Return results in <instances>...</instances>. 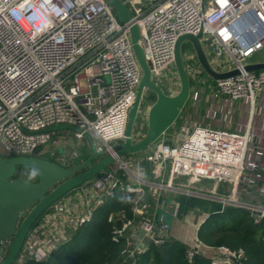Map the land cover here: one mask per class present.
<instances>
[{
  "label": "built area",
  "instance_id": "2783aa9c",
  "mask_svg": "<svg viewBox=\"0 0 264 264\" xmlns=\"http://www.w3.org/2000/svg\"><path fill=\"white\" fill-rule=\"evenodd\" d=\"M120 1L132 15L129 22L118 17L109 0H0V159L36 157L39 152L72 168L81 152L69 156L47 149L58 142L60 132L50 130L58 125L70 126L78 141H99L94 143L97 152L117 158L113 147L127 138L129 114L144 76L132 41L134 26L140 29L139 45L152 82L160 87L168 73L173 75L169 92H164L168 96L181 89L175 51L184 35L200 36L215 71L239 74L211 78L207 117L213 125L195 124L181 143L164 140L144 158L152 166L151 180L145 178L143 160H118L120 168L73 190L39 219L16 264L46 260L119 190L135 194L131 219L125 213L109 218L121 222L114 240L125 239L126 259L136 260L151 245L162 246L171 238L170 226L157 219L159 198L168 194L214 199L224 208L247 209L256 223L264 220V146L254 142L252 130L264 69H246L264 51V0ZM188 62H194L185 67L189 78L197 82L201 68L196 55ZM203 98L193 93L196 105ZM238 109L249 113L242 126L235 121ZM205 180L230 192H194ZM179 210L174 202L175 218ZM196 241L188 252L190 262L204 248L214 253L212 264H243V249ZM9 245L0 242V264Z\"/></svg>",
  "mask_w": 264,
  "mask_h": 264
},
{
  "label": "water",
  "instance_id": "95a60500",
  "mask_svg": "<svg viewBox=\"0 0 264 264\" xmlns=\"http://www.w3.org/2000/svg\"><path fill=\"white\" fill-rule=\"evenodd\" d=\"M118 17L123 22L132 19L130 11L120 0H109ZM132 41L144 76L138 90L137 100L130 111L126 140L114 146L117 158L99 153L92 143L90 157L84 163L73 168L59 165L40 157H7L0 159V242L10 241L9 251L1 264H16L23 246L33 226L57 202L73 190L90 182L102 173H110L112 165L118 160L140 153L155 144L175 124L181 110L187 104L191 88L189 75L182 57L184 44L191 43V50L196 55L203 70L213 79H226L239 74L238 70L220 73L211 66L206 51L200 42V36L184 35L176 46L175 59L179 73L181 89L176 96L166 95L159 86L152 82L151 71L145 55L139 45L140 29H131ZM248 71L264 69L262 64H250ZM145 90L153 92L157 99L148 115V129L140 142H135L133 130L139 114ZM72 129L70 126L58 125L51 131ZM18 167L37 169L38 183L28 179H14Z\"/></svg>",
  "mask_w": 264,
  "mask_h": 264
},
{
  "label": "trees",
  "instance_id": "16d2710c",
  "mask_svg": "<svg viewBox=\"0 0 264 264\" xmlns=\"http://www.w3.org/2000/svg\"><path fill=\"white\" fill-rule=\"evenodd\" d=\"M189 82L191 88L190 78ZM35 156L56 162L50 154L40 155L37 152ZM89 157L88 152H82L71 167L82 164ZM14 179L39 182L34 167H18ZM134 197L133 193L119 190L113 197L105 198L103 205L94 211L92 219L77 228L70 239L54 249L46 260H27L22 264H212V259L202 252L190 262V247L174 237L162 246L151 245L136 260L126 259L123 255L125 239L114 240V230L121 227V222H110L109 218L125 213L126 218L131 219ZM197 238L208 247L226 246L235 251L243 249V264H264V220L256 223L247 209L227 206L210 214L199 226Z\"/></svg>",
  "mask_w": 264,
  "mask_h": 264
},
{
  "label": "rangeland",
  "instance_id": "374dc122",
  "mask_svg": "<svg viewBox=\"0 0 264 264\" xmlns=\"http://www.w3.org/2000/svg\"><path fill=\"white\" fill-rule=\"evenodd\" d=\"M194 55V53L191 50V43L189 41H186L184 44V49L182 53L183 61H184V66L188 69H190L191 64H194V62H188L190 57ZM212 56L209 57V61L212 60ZM255 62H260L264 63V51H261L257 53L253 58L249 60V63H255ZM215 67V65L213 66ZM202 72H204V76H209L201 67ZM176 68H172V72H175ZM202 74V73H201ZM198 76L197 81L198 83V90L200 94V98L202 95H204V90L202 89V75ZM210 77V76H209ZM173 78V75L171 73H168L165 76V81L164 85H161L160 88L163 92L168 93L169 92V87H171V82L170 79ZM207 98V97H206ZM156 95L149 91L145 90L143 100H142V105L139 111V114L137 115V119L135 122L134 130H133V136L135 138L133 139L135 142H140L143 140V138L146 135L147 129H148V115L151 107L154 105L156 102ZM193 92L191 93V97L189 98L187 104L185 107L181 110V113L176 120L175 124L167 131L168 135L172 139L176 138H182L186 136V134H189L193 130V125L199 124V125H206L212 124L213 122L211 119L208 118L209 122L204 121L206 118L207 114V104L206 101L201 100L198 105L195 104V101H193ZM238 105V104H236ZM209 108V104H208ZM212 122V123H210ZM60 135L57 137V143L54 146H51L47 149L49 150H55L57 152H60L62 154L67 152V155H71L72 151H79V152H88V154H91L92 152V143L89 139L85 140H76L74 138V132L72 130H61L59 131ZM161 139V138H160ZM160 139L158 141H160ZM157 141V142H158ZM156 142V143H157ZM96 145H100L99 141H94ZM150 151V148L134 154L133 156H138V157H143L145 154H147ZM132 156V155H131ZM127 160V157L124 158ZM120 163L116 162L114 165H112V169H118L120 168ZM141 167L146 170L147 177L150 175L151 171V165L148 162H143L141 164ZM196 188L204 191V193L208 194L210 190L213 188V183L210 181H201L196 184ZM221 191V190H220ZM162 194H165V192H162ZM170 203H171V198H170ZM209 206L207 205L206 201L205 203L202 202H196L195 205L193 206H188V210H184L180 216L181 218L177 219L174 218L173 214L170 213L167 210H162L159 209L158 212L160 214V217L162 215L165 216L164 222L167 223L172 231V237L183 241H186L189 244H195V247L197 246V241H196V232L198 231L200 223L204 220L206 209ZM161 220V219H160ZM203 223V222H202ZM203 248V247H202ZM205 251V255L209 256L210 258L214 255V253L210 250H205L204 248L202 249Z\"/></svg>",
  "mask_w": 264,
  "mask_h": 264
},
{
  "label": "crops",
  "instance_id": "0c3cea01",
  "mask_svg": "<svg viewBox=\"0 0 264 264\" xmlns=\"http://www.w3.org/2000/svg\"><path fill=\"white\" fill-rule=\"evenodd\" d=\"M260 62H255V63H252V64H258ZM201 77H202V89L204 90V98H203V101L205 100L206 101V106H207V109H208V104L210 105V102H211V89H210V86L211 84L213 83V80L211 79V77L209 76H204V72H202L201 70ZM200 76V74H199ZM190 79L192 81V86H191V90L192 92L195 94V93H200L199 90H198V82H196V80L192 79L191 76H190ZM207 97V98H206ZM194 101V100H193ZM236 125H243V124H246L249 120V113L247 112V110H237V113H236ZM204 121H208V117H207V114H206V118ZM212 123V122H210ZM208 125H212V124H206V125H202V126H208ZM252 130H253V133H254V142L259 144V145H262L264 146V90L259 93L257 95V105H256V110H255V114H254V119L252 120ZM190 134V133H189ZM189 134H186V136L182 137V138H176V139H172L169 137L168 135V132H167V135L166 137H161L160 141H158L157 143L153 144L151 147H150V151L145 154V156H141V157H138V156H128L127 157V160L126 161H136V160H143V162H146L144 160V158L149 154L151 153L152 151H154L160 144L162 141H167L169 143H181L186 137L189 136ZM135 138V136H134ZM151 169H152V166H151ZM151 172V171H150ZM145 178L147 180H151V173L149 175V177H147V173L145 174ZM206 181V180H205ZM213 183V188L210 190V193L211 192H214L215 190L218 191L220 194H226L228 192H230V188L227 187V186H222V185H216L214 182ZM221 190V191H220ZM194 192H198V193H204V191H201L199 189H197L196 187L193 189ZM158 196V195H156ZM150 197L151 199L153 200V204L156 205V198L154 196V194H150ZM155 198V199H154ZM170 198H171V203H170ZM202 202V203H207V205L209 206L207 209H206V215L204 217V220L202 222H204L206 220V218L212 214V213H216V212H219V211H222L224 210V206L214 200V199H209V198H204V197H201V196H196V195H186L184 193H172V194H168V195H165L161 198H159V201H158V204H157V208L158 210L159 209H162V210H167L169 211L170 213H172V209H173V203H178L180 205V210H179V216L177 217V219L181 218L180 214L186 209L188 210V206H193L196 204V202ZM264 203V202H263ZM185 210V211H186ZM175 218V217H174ZM157 219L160 220V219H165V216L162 215V217H160V214L159 212L157 211ZM202 222L200 223V225L202 224ZM199 225V226H200ZM171 236H172V231H171ZM196 238H197V232H196ZM185 244H187L190 248H193L195 247V244H189L187 243L186 241H183Z\"/></svg>",
  "mask_w": 264,
  "mask_h": 264
}]
</instances>
